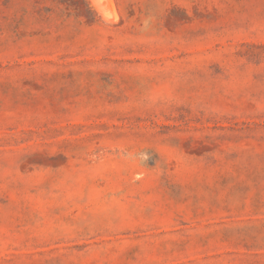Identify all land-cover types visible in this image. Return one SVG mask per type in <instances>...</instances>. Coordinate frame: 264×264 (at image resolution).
Wrapping results in <instances>:
<instances>
[{"label": "rangeland", "instance_id": "374dc122", "mask_svg": "<svg viewBox=\"0 0 264 264\" xmlns=\"http://www.w3.org/2000/svg\"><path fill=\"white\" fill-rule=\"evenodd\" d=\"M100 2L0 0V264H264V0Z\"/></svg>", "mask_w": 264, "mask_h": 264}, {"label": "bare ground", "instance_id": "6f19581e", "mask_svg": "<svg viewBox=\"0 0 264 264\" xmlns=\"http://www.w3.org/2000/svg\"><path fill=\"white\" fill-rule=\"evenodd\" d=\"M91 2H93L95 5H96V7L99 9V11L101 12V9H102V7H101V2H100V0H91ZM113 3V2H112ZM113 5V4H112ZM98 11V12H99ZM102 14H104V10L102 11ZM106 17V16H105ZM107 18V17H106ZM105 19V18H104Z\"/></svg>", "mask_w": 264, "mask_h": 264}]
</instances>
